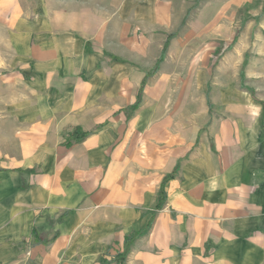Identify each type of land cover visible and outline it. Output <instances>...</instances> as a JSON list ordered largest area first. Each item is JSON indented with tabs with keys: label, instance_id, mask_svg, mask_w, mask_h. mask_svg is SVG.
I'll use <instances>...</instances> for the list:
<instances>
[{
	"label": "crops",
	"instance_id": "crops-1",
	"mask_svg": "<svg viewBox=\"0 0 264 264\" xmlns=\"http://www.w3.org/2000/svg\"><path fill=\"white\" fill-rule=\"evenodd\" d=\"M135 3L14 8L0 54V264L114 260L140 231L125 264H264V69L247 74L253 97L231 68H187L168 51L130 114L165 43L134 30ZM76 129L90 134L67 146Z\"/></svg>",
	"mask_w": 264,
	"mask_h": 264
},
{
	"label": "rangeland",
	"instance_id": "rangeland-1",
	"mask_svg": "<svg viewBox=\"0 0 264 264\" xmlns=\"http://www.w3.org/2000/svg\"><path fill=\"white\" fill-rule=\"evenodd\" d=\"M38 1L0 4V54L7 52L6 27L21 15L14 8L25 7L24 16L31 18ZM135 4L141 25L134 30L140 36L163 37L165 46L169 36L177 34L167 50L174 62L187 68H231L233 82H241L255 97L247 74L264 69V0H136ZM9 73L0 72V84ZM259 95L264 98V92Z\"/></svg>",
	"mask_w": 264,
	"mask_h": 264
},
{
	"label": "trees",
	"instance_id": "trees-1",
	"mask_svg": "<svg viewBox=\"0 0 264 264\" xmlns=\"http://www.w3.org/2000/svg\"><path fill=\"white\" fill-rule=\"evenodd\" d=\"M176 36H177V34H172V35L169 36V38H168V40H167V42H166V44L164 46V49L162 51V54H161L158 62L156 63V65L153 68V70L150 71L149 73H147V75L145 76L144 80L142 81L141 88H140V91H139V94H138V100H137V102L135 104H133L130 107V114L131 113H134L139 108V106L141 104V101H142L143 91H144L145 85L147 83V80L150 77L154 76L159 71L162 62L165 59V56H166V53H167V50H168L170 41H171V39H173ZM89 134H90V132H83L80 129H76L68 137V139L66 141V145L67 146H71L74 143H77L79 141H82ZM171 176L172 175L167 176L165 178L162 186H161V189H160L159 195H158V204L156 206V209L157 210H161L162 207H163V205H164V203H165V201H166V198H167V194H166V183L170 179ZM143 233H144L143 231H140V232H136V233H133V234H130V235L126 236L125 241H124V250H123V252H121L120 254H118L114 258V260H107L106 258H101L100 261L97 264H113V263H115V264H125V260H126V257H127L128 253H129V251H130L131 246L136 241V239L139 238ZM34 234H35V237H36V241H41L42 240L41 239V236L35 230H34Z\"/></svg>",
	"mask_w": 264,
	"mask_h": 264
}]
</instances>
